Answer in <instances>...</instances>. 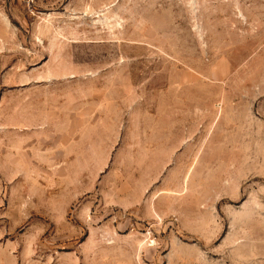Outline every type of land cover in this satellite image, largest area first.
<instances>
[{"label":"rangeland","instance_id":"rangeland-1","mask_svg":"<svg viewBox=\"0 0 264 264\" xmlns=\"http://www.w3.org/2000/svg\"><path fill=\"white\" fill-rule=\"evenodd\" d=\"M0 264H264V0H0Z\"/></svg>","mask_w":264,"mask_h":264}]
</instances>
